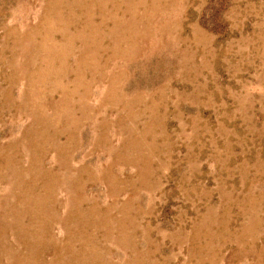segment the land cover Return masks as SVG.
<instances>
[{"label":"rangeland","instance_id":"obj_1","mask_svg":"<svg viewBox=\"0 0 264 264\" xmlns=\"http://www.w3.org/2000/svg\"><path fill=\"white\" fill-rule=\"evenodd\" d=\"M0 264H264V0H0Z\"/></svg>","mask_w":264,"mask_h":264}]
</instances>
